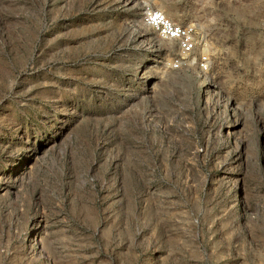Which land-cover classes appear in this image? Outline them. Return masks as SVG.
Returning a JSON list of instances; mask_svg holds the SVG:
<instances>
[{
	"label": "rangeland",
	"instance_id": "374dc122",
	"mask_svg": "<svg viewBox=\"0 0 264 264\" xmlns=\"http://www.w3.org/2000/svg\"><path fill=\"white\" fill-rule=\"evenodd\" d=\"M0 264H264V0H0Z\"/></svg>",
	"mask_w": 264,
	"mask_h": 264
},
{
	"label": "built area",
	"instance_id": "2783aa9c",
	"mask_svg": "<svg viewBox=\"0 0 264 264\" xmlns=\"http://www.w3.org/2000/svg\"><path fill=\"white\" fill-rule=\"evenodd\" d=\"M142 22L160 41L175 43L176 54L171 60L174 70L189 68V63H193L201 75L210 73L217 53L213 47V35L207 27L177 22L154 8L144 10Z\"/></svg>",
	"mask_w": 264,
	"mask_h": 264
}]
</instances>
